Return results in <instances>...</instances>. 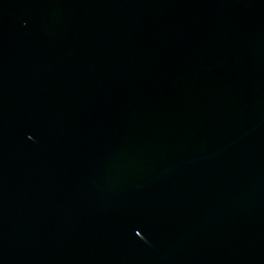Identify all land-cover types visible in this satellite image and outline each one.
<instances>
[{
  "label": "water",
  "instance_id": "1",
  "mask_svg": "<svg viewBox=\"0 0 264 264\" xmlns=\"http://www.w3.org/2000/svg\"><path fill=\"white\" fill-rule=\"evenodd\" d=\"M0 264H264V0H0Z\"/></svg>",
  "mask_w": 264,
  "mask_h": 264
}]
</instances>
